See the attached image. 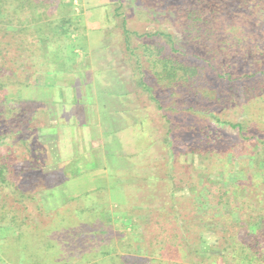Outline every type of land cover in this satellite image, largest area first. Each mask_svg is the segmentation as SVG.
<instances>
[{
  "label": "rangeland",
  "instance_id": "obj_1",
  "mask_svg": "<svg viewBox=\"0 0 264 264\" xmlns=\"http://www.w3.org/2000/svg\"><path fill=\"white\" fill-rule=\"evenodd\" d=\"M86 1L88 3H86L84 8V15L81 14L83 15L81 16L82 20L78 16L83 10L81 9L82 2L80 4L79 0H75V3H71V0H52L51 6L56 9L59 15L68 11V2L72 4L71 9L75 13V18L71 19L70 27L65 28L59 22L56 23L57 25L53 23L50 28L64 27L65 29L70 28V30L84 26L88 28L90 35L88 34L87 48L93 51L92 55L89 53L86 57L88 61L93 60L96 70L100 72L103 68L98 67L97 64L101 61L100 56L105 53V50L96 47L97 45L105 44V40L99 32L100 28L106 26L105 28H108L109 33L112 35L111 43L115 44L119 49L124 62L125 72L128 71L136 80L134 89L135 100L126 96L124 100H118V103L121 109L127 110L124 112L126 118L128 115H130L132 121L134 118L136 120V117L137 119L140 118V123H137V128H134V125H130V127L125 126L119 130L117 121L114 125H108L107 127L108 129L111 127L112 131L118 128V131H116L119 132V138L123 139V148L126 140L130 141L134 146L132 149L135 148L134 171L137 175L136 185L133 190H129L127 196L123 197L125 201L120 205L117 201L120 195L116 197L109 196L107 191L85 193L72 198L68 197L69 199L59 195L60 192L57 190V186L64 183L65 180L58 179L54 171L47 168L50 165L51 157L54 158L53 152L57 151L54 147H49L45 144V141L50 142L48 141L46 130L48 127L47 117L43 114L33 116L30 102H27L20 110L18 109V114H16L19 115V118L16 122L19 126L23 125V127L28 126L30 128L26 132L27 140L32 146L34 145L33 148H37L32 155L38 157L36 158L38 161L37 165L41 168L22 174L15 173V175L13 171L9 175L13 177L12 182L18 185V193L31 197L35 196V199L39 201L45 212H60L61 217L59 216V219L68 221L66 223L69 224L72 223L77 226L88 224V228L85 227L87 238L93 234V228L97 227L94 233L98 231V239L100 238L103 241L104 246H110L107 250L110 255L119 254L121 251L118 243L124 242L128 245L127 249H130L128 254L136 255V257H141L144 260L146 258L141 264H155L156 259L176 262L177 257L175 256L173 260H168V253L165 252L168 246L161 247L156 245L155 254L164 253L159 257L155 254L144 256L143 248L151 253L152 248L148 247L149 241L152 240V236L155 234L164 233L169 240L186 237V235L181 233L182 226L180 227V223L186 216L191 215L192 201L196 195L194 190L201 192L199 185L207 184V190L202 192L205 195V193L213 189L212 186L218 183L227 186V184L234 182L237 174L241 176L243 173L249 172L256 175L255 170L251 166L247 167L248 164L245 165V163L251 159L249 157L251 151H255L257 147L262 149V144L258 141L257 135H264V36L262 39L259 37L260 34H264V25L260 28V34L254 35V21H256L257 17L263 18L264 16V0H115L113 4H109V7L106 4L111 0ZM51 8L48 16L54 17L55 15L51 13ZM108 14L110 16L106 21L107 24H105L103 17L105 15L108 16ZM122 20L125 22L123 26L129 32L139 34V36L132 35L130 37V47L140 48V45L152 42V40L147 39L142 34L169 33L173 37L174 44L181 51L178 54L188 53V60L196 64L206 65L205 62L207 61L211 63L213 47L221 45L222 52H225L220 57L222 60L217 58V63L207 69L210 81L215 83H212L211 89L217 87V82L221 84L226 79L225 76H222L221 62L226 64L225 70L234 78L241 77L244 73L257 71L258 77L261 78L259 85H255L256 83L254 82L252 85L248 80H236L233 83L232 89L238 91L236 92L239 95L237 98L241 97L243 101L246 100V103L240 105H238V102L232 103L227 106V111L220 115L222 121L242 122L245 127L242 130L243 132L238 133L229 127H216L204 118L199 110L198 112L195 110V112L190 113L185 121H183L181 113L178 112L175 105L170 110L168 106L174 103L172 100L173 96L170 95V90L164 86V82H157L151 76V72L145 68L147 65L142 70L144 75H141L135 67L134 60L129 58L127 52L125 53L124 34H122L121 30ZM226 31H228V36L237 40V44H226V41L223 42L224 44L221 43L225 39ZM109 38L108 42L110 41ZM252 41L262 44L261 53L252 55L246 52L244 55V49L248 47L246 44ZM78 44L80 46L82 42ZM55 46L54 44L51 45L52 52L59 51ZM140 50H137L136 53L141 59ZM27 61L25 64L26 69L23 73L24 80L26 72L28 75L32 72L29 67L32 65L33 60L29 61L27 59ZM140 62L142 63L143 60H140ZM218 74H220V78L217 76ZM141 76L150 88L153 98L149 92L144 91L142 86L138 84ZM27 79L28 81L24 83L31 85V76H28ZM251 79L253 80V78ZM24 85L12 84V87H14V90L20 91ZM125 86L126 82L124 81L118 88L120 91H124ZM9 88L11 89V87ZM24 95L28 94L24 92ZM115 95H118V91L115 92ZM97 96L100 98V95ZM211 97V100L214 99V93ZM176 101H178L177 96ZM99 102L102 101L99 99ZM134 103H136L135 107L142 111V117L137 116L139 113L134 108ZM202 104L204 106L203 101ZM52 107L57 109L55 112L62 116L63 123H59L57 126L62 129L61 142L64 145V150L69 148L73 152L75 150L73 143L75 142L72 141V134L76 133L80 136L81 134L78 131L82 130L86 125L80 120L78 123V119L73 118L71 115H66L64 107L59 105H52ZM168 118H170L169 123L165 121ZM123 121L121 116L122 124ZM125 122H127V119H125ZM75 124L76 126L73 128ZM10 125L7 122L1 126V129H5V133H8V129H11ZM104 128L103 131H105ZM128 128L130 129L128 130ZM203 128L210 131L206 133L204 131L205 134L200 133ZM84 131H81L83 136L85 135ZM109 144L110 142H107V147L104 148V153H106L102 163H105V168L108 167L107 173L109 178H111L113 176L112 172L118 163L114 164L116 161L114 155L115 147ZM13 150L20 155L23 162L28 159V157H23L25 152L19 142H13ZM96 152L100 154L103 149L100 148V151L98 149ZM235 153L238 154L237 157L241 160V165L236 162L232 163L231 157ZM26 161L29 163V161L35 160L30 158ZM128 162L127 165L133 169L131 167L134 163L133 160ZM231 166H233L234 172L224 181V173H227ZM238 166L243 168L240 167L239 169ZM214 168L215 170L211 172ZM167 172L170 177H168ZM109 182L111 181L108 180V184ZM243 187L246 188V186ZM261 189L263 188L261 187ZM127 193L128 190L125 191V194ZM239 194L244 195V189H241ZM62 200L65 202H62ZM164 201L169 202L168 205L174 206V212L170 216H167L166 212L162 211L164 208L162 203ZM168 205L166 210L170 208ZM163 213L167 216L164 221L161 219ZM151 215L154 217L159 215L160 223L157 225L152 224L151 228L147 229L149 231L148 237L142 239V233H139L138 229L143 224L148 223ZM33 216L35 217V222H37L36 214ZM212 236H214L213 233L206 230L202 236L204 245L200 247L196 258L192 255L189 259L193 258V262H196L198 260L201 261L200 259L215 257L217 252H215L216 248L212 247ZM193 237L188 236L187 240H193ZM2 238L4 240L0 241V264L2 262L9 264L8 255L3 253L2 249H13V258H15L19 255V251L10 243L12 239L16 241V239L21 238L15 233V228L10 227L8 223L0 226V240ZM190 243L193 245L194 242L191 241ZM189 248L187 249L189 250ZM114 251L117 252L114 253ZM164 255L166 256L164 257ZM185 262L188 263L186 259ZM104 263L102 260L101 264Z\"/></svg>",
  "mask_w": 264,
  "mask_h": 264
},
{
  "label": "trees",
  "instance_id": "obj_2",
  "mask_svg": "<svg viewBox=\"0 0 264 264\" xmlns=\"http://www.w3.org/2000/svg\"><path fill=\"white\" fill-rule=\"evenodd\" d=\"M51 3H53L52 0H0V226H3L4 223L10 224V227L15 228V233L21 238L16 241L12 239L10 243L18 249V256L13 258V249L11 248H3L2 252L7 253L9 264H101L102 260L105 262L104 264H141L146 258L144 260L136 255L128 254L130 249H127L128 245L124 242L118 243L121 251L119 254L110 255L107 252L110 246H104L103 241L98 239V231L94 233L97 227L93 228V234L87 238L85 227L88 228V224H80L81 226L78 225V227L72 223H66L68 221L60 220V212H45L35 196L18 193L17 188L19 187L12 182L13 177L9 175L13 171L15 175V173L22 174L41 168L37 165L36 158L38 157L32 155L37 148H33L34 145L32 146L27 140L26 132L30 128L19 126L16 122L19 118L18 109L24 107L27 102L18 97L19 91L14 90L12 84L29 85L24 83L23 79L27 59L31 61L45 57L43 46H51L47 37L43 40L39 36L40 30H48L53 23L59 22L61 26H71V20L52 19L48 16L52 7ZM124 23L122 20L121 29L124 34L125 53L127 52L129 58L134 60L135 67L141 75H144L142 70L147 65L145 68L151 72V76L159 83L164 82V86L171 91L169 93L173 96L174 103L168 106L170 110L175 105V108L181 113L183 121L187 120L190 113L199 110L201 115L216 127H229L238 133L243 132L245 127L242 122L222 121L220 115L226 112L227 106L232 103L238 102V105L246 103V100L243 101L241 97L237 98L239 95L236 92L238 91L232 89L233 83L236 80H248L252 85L253 82L256 83L255 85H259L261 78L258 77L257 71L244 73L237 79L225 70L226 64L221 62L222 76H225L226 79L221 84L217 82V87L211 89L214 81H210L207 69L217 63V58L222 60L220 57L225 52H222L221 45L213 47L211 63L207 61L206 65L196 64L188 60V53L178 54L181 51L176 47L173 37L169 33L142 34L152 42L140 45V48L130 47V37L132 35L139 36V34L129 32L123 26ZM254 24V35L260 34V28L264 25V16L263 18L257 17ZM263 36L264 34L259 35L261 39ZM224 38L221 43L226 41V44H237V40L228 36V31ZM246 46L248 47L244 49V55L246 52L252 55L261 53L262 44L257 41H252ZM137 50L141 52V59L136 53ZM140 60L143 62L141 63ZM29 68L32 69V65ZM217 76L220 78V74ZM138 84L153 98L150 88L142 76ZM213 93L214 99L211 100ZM218 95L221 97L219 98ZM176 96L178 101H176ZM245 96L247 97V95ZM165 121L169 123L170 118ZM7 122L11 124V129L5 133V129H1V126ZM204 131L206 133L210 130L203 128L200 133L205 134ZM257 137L262 144V149L257 147L255 151H251L249 156L251 159L245 163V165L248 164L247 167L251 166L255 170L256 175L249 172H245L241 176L237 174L234 182L227 186L218 183L212 186L213 189L205 195L202 192L207 190V184L199 185L201 192L194 190L196 195L192 201V213L182 219L180 223L181 233L186 237L169 240L164 233L155 234L148 246L152 248L153 252L149 253L143 248L144 256L154 255L157 250L156 245H159L161 247L168 246L165 250L168 253V260H173L175 256L177 261L156 259L155 264H264V135H257ZM13 142L20 143L25 152L23 157H28L26 160L32 158L35 161L27 163L25 160L26 162H23L20 155L13 150ZM237 156L238 154L235 153L231 157L233 164L241 163ZM39 163L43 165L41 162ZM240 167L238 166L239 169ZM229 169L227 173H224V181L234 172L233 166ZM211 172L209 173L211 174ZM241 189H244V195L239 194ZM162 204L164 207L162 211H165L167 216L172 215L174 206L168 205L167 201ZM167 205L170 206L168 210H166ZM35 214L38 218L37 222L34 220L33 215ZM167 216L163 213L162 221ZM158 218H160L159 215L155 217L151 215L148 223L138 229V232L142 233V239L148 237L147 229L151 228L152 224L160 223ZM206 230L214 235L212 236V247L216 248V256L193 262L194 259H189V257L193 255L196 258L200 247L204 245L202 236ZM89 233L91 232L89 231ZM188 236H194V239L187 240ZM2 240L4 239L2 238L0 241ZM191 241L194 242L193 245L190 243ZM116 252L114 251V253ZM163 254L155 255L159 257ZM185 259L188 263L185 262Z\"/></svg>",
  "mask_w": 264,
  "mask_h": 264
},
{
  "label": "crops",
  "instance_id": "obj_3",
  "mask_svg": "<svg viewBox=\"0 0 264 264\" xmlns=\"http://www.w3.org/2000/svg\"><path fill=\"white\" fill-rule=\"evenodd\" d=\"M79 1L80 4L82 2L81 9H83L78 14L81 18L88 2L86 0ZM114 2L115 0H111L106 6L109 7V4L111 5ZM71 3H75V0L73 2L71 0ZM67 5L68 11L60 15L55 8L52 9L51 13L55 16H50V18L65 20L75 18V13L71 9L72 4L68 2ZM66 13L68 14L66 15ZM109 16L110 14L103 17L105 24H107L106 21ZM64 27L66 28V26ZM64 27L40 30L39 36L43 40L47 37L49 43L56 45L55 47L59 51L52 52L51 46L45 47L44 44V46L41 44L45 48L43 51L45 57L33 60L32 83L31 85L22 86L18 97L23 101L30 102L33 116L43 114L47 117L48 127L46 130L50 142L45 141V144L57 150L53 152L54 158L51 157L50 165L47 168L54 171L58 179L65 180L64 183L57 186V190L60 192L59 195L69 199L85 193L107 191L109 196L116 197L120 195L119 200H117L120 205L125 201L123 197L127 196L129 190H133L136 185L137 175L134 171L135 148L132 149L134 146L128 140L125 141L123 148V139L119 138V132L117 131L118 128L120 130L125 126L130 127V125L137 128L140 118L137 119L136 117V120L134 118L133 121L130 119V115L126 118L124 112L127 110L121 109L118 100H124L126 96L135 100L136 80L128 71L125 72L119 49L111 43L112 35L109 33L108 28H105L106 26L100 28L99 31L105 40V44L96 46L100 47L101 50H105V53L100 56V63L97 64L98 67L103 68L101 72L96 70L93 60L88 61L86 57L89 53L92 55L93 51L87 48L89 29L85 26L72 30ZM80 42H82L80 45L82 49L78 44ZM28 76V73H26L24 81H28ZM124 81L126 82V88L124 91H120L118 86ZM117 91L118 95H115ZM24 92L28 95H24ZM97 95H100V98ZM99 99L102 102H99ZM52 105L64 107L66 115H71L73 118L78 119V123L80 120L86 125L78 131L81 134L80 136L73 131L76 134H72V141L76 143H73L75 145L73 152L69 148L64 150V145L61 142L62 129L57 126L59 123H63L62 116L55 112L57 109H53ZM135 106L136 103H134V108L138 111L137 116L139 117L142 115V111ZM121 116L124 120L123 124L121 123ZM125 119H127V122H125ZM117 121L119 125L117 131L115 130L116 132L112 131L111 127L108 129V125H114ZM76 124L73 125V128ZM62 126L64 125L62 124ZM103 127H105V131H103ZM83 130H85L84 136L81 132ZM60 134L61 136L58 137ZM107 142H110V146L115 147L116 161L114 164L118 163L112 172L113 176L111 178L107 173L108 167L105 168V163H102L103 158H105L104 148L107 147ZM100 148L103 149V152L98 154L96 151L98 149L100 151ZM131 160L134 162L131 166L133 169L127 165V162ZM108 180L111 181L109 184ZM127 190L128 193L125 194ZM62 202L65 201L62 200Z\"/></svg>",
  "mask_w": 264,
  "mask_h": 264
}]
</instances>
